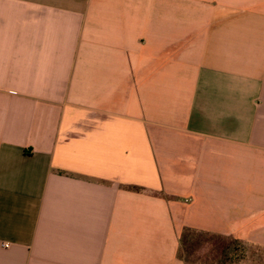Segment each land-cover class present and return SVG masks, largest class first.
I'll return each mask as SVG.
<instances>
[{"label": "crops", "instance_id": "1", "mask_svg": "<svg viewBox=\"0 0 264 264\" xmlns=\"http://www.w3.org/2000/svg\"><path fill=\"white\" fill-rule=\"evenodd\" d=\"M186 228L264 264V0H0V264H219Z\"/></svg>", "mask_w": 264, "mask_h": 264}, {"label": "rangeland", "instance_id": "2", "mask_svg": "<svg viewBox=\"0 0 264 264\" xmlns=\"http://www.w3.org/2000/svg\"><path fill=\"white\" fill-rule=\"evenodd\" d=\"M236 247L237 245L234 247L233 240L228 236L205 234L190 229L185 232L181 254L187 255L189 260L192 261L205 259L219 264L252 263L251 258L249 259L251 256L242 249L243 246H238L239 250L234 254L233 251ZM231 253L234 254V260H228L227 258Z\"/></svg>", "mask_w": 264, "mask_h": 264}, {"label": "trees", "instance_id": "3", "mask_svg": "<svg viewBox=\"0 0 264 264\" xmlns=\"http://www.w3.org/2000/svg\"><path fill=\"white\" fill-rule=\"evenodd\" d=\"M188 230H190V228H186L184 231H183V235H182V238L184 239V236H185V232H187ZM182 246H183V243H181V249H182ZM182 251L180 250V253Z\"/></svg>", "mask_w": 264, "mask_h": 264}, {"label": "built area", "instance_id": "4", "mask_svg": "<svg viewBox=\"0 0 264 264\" xmlns=\"http://www.w3.org/2000/svg\"><path fill=\"white\" fill-rule=\"evenodd\" d=\"M5 246H8V243H4Z\"/></svg>", "mask_w": 264, "mask_h": 264}]
</instances>
